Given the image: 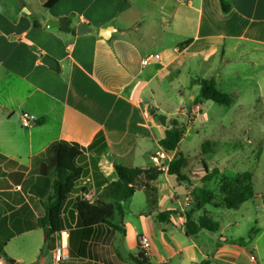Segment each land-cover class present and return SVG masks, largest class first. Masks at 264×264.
<instances>
[{"label":"crops","instance_id":"crops-1","mask_svg":"<svg viewBox=\"0 0 264 264\" xmlns=\"http://www.w3.org/2000/svg\"><path fill=\"white\" fill-rule=\"evenodd\" d=\"M49 1L0 0V156L7 159L0 162V264H54L59 234L48 233L41 223L54 178L42 177L40 166L68 137L87 148L80 185L89 191L63 208L72 225L67 264H115L122 242L128 251L123 258L133 263L129 256L138 255L141 236L150 240L151 264H264L257 245L247 250L222 227L215 234L186 235L185 214L192 210L187 202L192 190L203 186L204 175L198 173L186 174L191 186L185 185V198L177 191L184 184L176 179L175 186L164 173L154 212L144 191L124 201V219L116 217L115 223H124L125 236L107 226L87 231L76 215L79 201H96L101 185L118 180L116 161L129 168L154 167L152 157L163 149L160 142L172 122L189 116V129L202 116L206 104H193L200 93L199 86L191 87L193 79H214L221 89L231 75L243 78L246 64L258 68L264 55V0H229L228 14L220 0H60L44 9ZM63 19L69 23L65 30L45 27ZM81 23L92 31L78 35ZM109 27L116 31L106 40L100 30ZM159 42L163 51L153 46ZM157 54L159 61L142 65ZM44 56L58 68H49ZM23 113L33 117L31 127L22 125ZM160 115L167 117L166 126ZM194 167L202 171L204 160ZM167 210L182 215L159 222L158 214ZM203 212L195 210L194 217Z\"/></svg>","mask_w":264,"mask_h":264},{"label":"trees","instance_id":"trees-1","mask_svg":"<svg viewBox=\"0 0 264 264\" xmlns=\"http://www.w3.org/2000/svg\"><path fill=\"white\" fill-rule=\"evenodd\" d=\"M60 0H50L45 4L44 9L54 7ZM222 11L225 14L230 13L232 5L229 0H220ZM39 28L38 22L34 23ZM190 42L180 45L181 48L188 46ZM199 86L200 93L193 101L194 105H200L204 102H213L218 106L231 107L236 102L237 97L233 94L224 93L218 87L214 79H193L191 87ZM43 122H38L42 124ZM188 125L179 121H173L172 127L167 129L164 139L160 146L169 154H174V158L169 163L168 175L176 177L180 185L191 186V180L185 171L188 168V160L183 153L179 151L180 144L184 139ZM212 144L206 142L202 146V154L211 151ZM87 148L65 138L56 143L50 150L48 159L40 166L42 177H53V195L49 198L46 206V217L41 220L42 225L48 228V233L56 235L64 230L72 228L71 222L64 216L63 208L65 203L72 199L76 194L86 195L89 191L86 187H81V180L85 171L80 163L85 155ZM6 158L0 156V162L5 163ZM115 170L118 180L110 184L101 185L104 187L96 201L81 200L77 204L76 215L77 224L85 230L90 231L100 226H107L112 232L126 235L124 223H115L116 217L124 219L123 202L131 198L138 191H144L147 199V205L150 212L156 211L159 203L158 180L162 175L156 166L141 169L129 168L119 161L115 162ZM206 169V175L201 180L202 187H196L191 192V198L196 211H204L199 218L194 217L195 210L185 214V232L188 237H194L201 231L212 234L221 230V225L209 212L205 210L210 205L215 208H224L228 210H239L246 202L254 199L256 193L254 190V174L245 172L234 178H222L218 191L211 190L207 185L213 182L219 170L209 172ZM1 175V173H0ZM182 215L176 210H167L158 214V221L161 223H170L173 218ZM3 248V245H2ZM3 253V251H1ZM72 257V254H71ZM130 258V256H129ZM134 264H151L147 251L139 248L138 255L133 258ZM210 260H204L199 264H210ZM115 264H133L124 259L122 254H118Z\"/></svg>","mask_w":264,"mask_h":264},{"label":"rangeland","instance_id":"rangeland-1","mask_svg":"<svg viewBox=\"0 0 264 264\" xmlns=\"http://www.w3.org/2000/svg\"><path fill=\"white\" fill-rule=\"evenodd\" d=\"M153 46L158 47V51L164 49V47L161 48V42L153 44ZM263 69L264 55L258 59V68L252 64H246L241 72L243 78L238 79L231 75V78L225 81L220 90L237 96L234 105L222 107L213 102H204L206 105L203 107L202 116L198 118L199 114H194L198 119L187 130L186 137L179 149L181 153L189 157L187 159L188 168L185 171L187 175L194 177L198 173L197 176H205L207 174L205 167L209 172L220 171L217 178L207 185L211 190L218 191L222 178H234L245 172L254 174L256 197L242 205L239 210L215 208L210 205L205 209L220 223L224 229L223 234L228 238L242 240V243L244 241L243 244L251 252L257 245L261 254L264 255ZM255 72L258 73V79L253 78ZM180 79L181 82H186L187 76H181ZM184 118L182 116L181 123ZM206 142L212 144L211 151L203 155L202 145ZM170 156L172 159L174 158V154H170ZM200 159L204 160V169L196 172L194 166ZM167 178L170 183L178 185L174 176H167ZM164 179L166 178L163 177L162 180ZM177 188L178 193L185 198L186 186ZM182 201L184 202V199ZM187 203L186 208L195 210L192 199ZM129 261L133 262V258L130 257Z\"/></svg>","mask_w":264,"mask_h":264},{"label":"built area","instance_id":"built-area-1","mask_svg":"<svg viewBox=\"0 0 264 264\" xmlns=\"http://www.w3.org/2000/svg\"><path fill=\"white\" fill-rule=\"evenodd\" d=\"M161 55L150 56L142 61V65L144 67L151 64L153 60H160ZM195 114L200 113L199 107L194 109ZM22 125L24 127H31L33 117L28 113H23L21 115ZM171 161L170 155L164 149L159 151L155 156L152 157L153 164L163 173H168L169 171V163ZM87 201H90L87 199ZM139 244L141 249L147 251L150 248V240L146 236H141L139 240ZM71 260L70 254V232L68 230H64L59 233V242L58 246L55 249V258L54 264H67ZM252 260L255 261V257H252ZM5 264V263H3Z\"/></svg>","mask_w":264,"mask_h":264},{"label":"water","instance_id":"water-1","mask_svg":"<svg viewBox=\"0 0 264 264\" xmlns=\"http://www.w3.org/2000/svg\"><path fill=\"white\" fill-rule=\"evenodd\" d=\"M45 27L47 29L59 28V29L65 30L69 27L68 19H63L61 21H56V22L48 21L46 23ZM91 31H92L91 28H89L87 26V24H84V23L79 24L77 27L78 35H83V34L91 32ZM115 31L116 30L113 27L104 28V29L100 30V36L105 38L106 40H110L112 37V33ZM43 62L51 69L55 70L58 68V63L54 59L50 58L49 56H44ZM159 121L161 122V124L163 126L167 125V117L166 116L160 115ZM188 122H189V116H186L184 118L183 124L187 125ZM120 253L122 254L123 257L128 256V251L126 250L124 242H122V244H121Z\"/></svg>","mask_w":264,"mask_h":264}]
</instances>
